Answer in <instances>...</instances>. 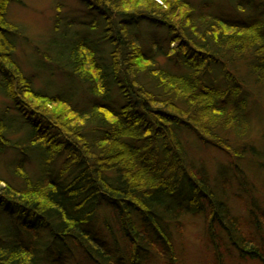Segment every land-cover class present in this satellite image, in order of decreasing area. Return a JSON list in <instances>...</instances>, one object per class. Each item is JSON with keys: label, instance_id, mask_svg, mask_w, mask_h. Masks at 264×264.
<instances>
[{"label": "trees", "instance_id": "obj_1", "mask_svg": "<svg viewBox=\"0 0 264 264\" xmlns=\"http://www.w3.org/2000/svg\"><path fill=\"white\" fill-rule=\"evenodd\" d=\"M10 2L20 0H0V161L9 154L14 168L13 181L10 164L0 172V264L54 254L60 264H180L174 239L189 215L216 252L264 264L260 193L239 167L250 151L230 146L251 131L250 92L264 90V21L187 0H84L103 17L100 37L54 61L89 97L75 104L23 74ZM142 25L162 35L142 42ZM185 135L221 150L235 176L211 183Z\"/></svg>", "mask_w": 264, "mask_h": 264}, {"label": "rangeland", "instance_id": "obj_2", "mask_svg": "<svg viewBox=\"0 0 264 264\" xmlns=\"http://www.w3.org/2000/svg\"><path fill=\"white\" fill-rule=\"evenodd\" d=\"M187 1L197 11L206 10L226 15L231 10H235L237 17L247 16L249 18V15H252L260 17L264 21V0H234L238 1L235 9L231 7L234 5L232 0ZM5 20L15 27V30L9 31L7 35L15 47V60L23 74L36 81L35 87L63 97H66L65 95L72 96L75 104L76 101L81 104L87 103L89 97L83 87L78 85L75 78L65 75L61 71L62 68H58L54 61L66 59L67 52L76 39L100 37L104 21L99 11L89 8L84 0H20V2L8 4ZM142 30L140 32L144 37L142 42L162 35L152 26L142 25ZM254 90V95L250 92L251 98L247 104V111L251 116V131L243 140L232 141L230 146L233 148L241 145L246 148V152L250 151L248 155L244 156L246 169L241 164L239 167L248 170L249 172L247 171L246 174L249 177H254L256 190L260 193L257 201H260V206L264 209V195H262L264 191V90ZM7 105L8 102L0 97V111ZM184 140L190 160L198 164L200 161L204 163L209 171L211 183L218 182L221 178V171H223L224 177L235 176L230 158L221 150L201 145L193 135H185ZM254 152H257L255 156L258 155V158L250 156ZM5 156L0 161V172L3 173L4 170H1L4 164H10L8 174L6 171L4 178L13 181L10 179V171L14 168L11 165L13 159L9 154ZM243 177L246 178L244 173ZM245 200L249 203L248 198ZM232 206L233 212L240 214L237 213L240 204L234 202ZM251 206L250 204V208H252ZM184 219V229L180 232L179 238L175 234L174 239V249L180 264H217L216 256L218 259L221 257L223 264H262L256 259L242 258L233 250L228 255L225 253L228 247L221 248L220 252H216L212 243L205 237L202 218L189 215ZM98 232L103 235L105 230L99 226ZM56 255L49 257L44 264L63 263V257ZM153 262L151 264L159 263L156 260ZM71 263L77 264V260L75 262L72 260Z\"/></svg>", "mask_w": 264, "mask_h": 264}]
</instances>
